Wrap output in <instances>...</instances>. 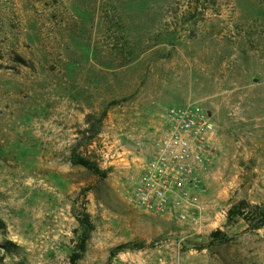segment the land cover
I'll return each mask as SVG.
<instances>
[{"label": "rangeland", "instance_id": "1", "mask_svg": "<svg viewBox=\"0 0 264 264\" xmlns=\"http://www.w3.org/2000/svg\"><path fill=\"white\" fill-rule=\"evenodd\" d=\"M190 100L218 127L201 230L127 203ZM242 200L264 204V0H0V264H70L83 214L78 264H264Z\"/></svg>", "mask_w": 264, "mask_h": 264}, {"label": "built area", "instance_id": "2", "mask_svg": "<svg viewBox=\"0 0 264 264\" xmlns=\"http://www.w3.org/2000/svg\"><path fill=\"white\" fill-rule=\"evenodd\" d=\"M217 133V123L202 103L190 100L170 107L154 135L149 158L142 161L128 205L203 229L202 183L216 156Z\"/></svg>", "mask_w": 264, "mask_h": 264}, {"label": "trees", "instance_id": "3", "mask_svg": "<svg viewBox=\"0 0 264 264\" xmlns=\"http://www.w3.org/2000/svg\"><path fill=\"white\" fill-rule=\"evenodd\" d=\"M71 160L74 165L85 167L97 175L105 176L107 174L106 172L100 170L96 163H93L91 160L83 157L82 155L76 154V152L72 154ZM238 218L248 222L249 227L252 229L258 230L264 228V204H251L245 200L233 204L229 209L228 219L231 221ZM78 219L81 227L80 242L70 258V264H78L83 258L87 250L91 233L94 229V226L90 221L89 214H83L82 216H79ZM3 228H5V223L0 219V229ZM221 235L222 232L216 231L212 234V239H220ZM7 245L8 244L2 245V247L10 251L11 248ZM128 247V244L118 246L112 251L113 255L128 249Z\"/></svg>", "mask_w": 264, "mask_h": 264}]
</instances>
